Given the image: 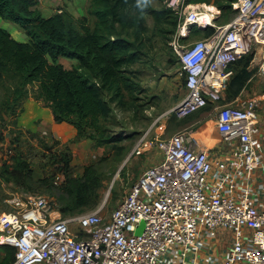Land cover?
<instances>
[{"label":"built area","instance_id":"2783aa9c","mask_svg":"<svg viewBox=\"0 0 264 264\" xmlns=\"http://www.w3.org/2000/svg\"><path fill=\"white\" fill-rule=\"evenodd\" d=\"M166 3L181 37L192 27L213 29L173 44L187 90L173 113L182 119L212 105L214 127L139 139L132 155L158 149L163 159L143 170L109 216L56 219L48 197H17L0 216V243L16 250L11 264H264L263 99L220 105L238 62L258 54L264 75V0L234 1L235 15L223 24L215 4Z\"/></svg>","mask_w":264,"mask_h":264},{"label":"trees","instance_id":"16d2710c","mask_svg":"<svg viewBox=\"0 0 264 264\" xmlns=\"http://www.w3.org/2000/svg\"><path fill=\"white\" fill-rule=\"evenodd\" d=\"M149 1L92 0L89 13L95 18L93 27L82 22L77 27L66 13L44 15L37 7V0H0V19L20 26L29 37L28 42H20L0 26V126L11 120L14 135L11 145L21 144L25 134L39 135L23 131L17 125L29 97L50 108L57 123L74 126L77 129L75 142L89 139L102 146L114 141L105 126L110 106L104 93L115 91L118 95L122 86L126 90L133 89L124 72L140 57L136 42L117 34L114 28L128 21L135 24L136 17L129 14L142 13ZM204 1L189 0L191 3ZM234 1L219 0L217 6L223 12L232 9ZM164 12L174 15L169 8ZM200 31L206 37L213 29ZM59 57L78 60V64L66 68L57 62ZM245 59L235 65H238L236 73L234 67V76L225 91L229 101L240 96L254 75V70H249L244 63ZM3 137L0 133V139ZM10 152L3 177L23 185L35 182L46 185L45 192L55 197L63 216L74 217L100 205L104 178L95 165H88L81 176H76L70 171V153L63 151L58 153L63 164L60 171L66 169V173L61 174V182L55 183L59 175L54 183L46 178L35 181L25 152L19 146ZM0 250L4 251L0 264H11L15 248L0 245Z\"/></svg>","mask_w":264,"mask_h":264},{"label":"rangeland","instance_id":"374dc122","mask_svg":"<svg viewBox=\"0 0 264 264\" xmlns=\"http://www.w3.org/2000/svg\"><path fill=\"white\" fill-rule=\"evenodd\" d=\"M218 1L192 3L217 5ZM37 2L38 9L44 14L66 13L77 27L81 22L90 27L94 25L95 18L89 13L92 0H37ZM166 9V0H150L145 11L129 14L136 17L135 24L128 21L123 26L116 24L114 28L117 34L136 42L140 57L124 72L133 89L126 90L122 86L118 95L115 91L104 93V98L110 106V115L105 126L113 142L98 146L89 139L79 142H75V138L62 141L52 134L33 132L21 127L20 117L25 116L29 111L38 110V106H43L32 97L26 100L24 113L18 118L17 125L23 131L38 133V136L25 134L21 144L11 145V138L14 136L11 133L13 131L11 120H6V124L0 126V133L4 136L0 139V216L15 208L14 201L17 197L26 199L30 195L48 197L52 211L59 212L55 197H50L45 192L46 185L37 182L23 185L22 182H14L3 177V168L14 147L19 146L25 152L34 172L35 181L46 178L54 183L57 175L66 173L65 168L60 171L63 164L58 153L63 151L70 153L72 157L70 171H74L76 176H81L88 165H95L104 178L102 201L96 208L85 210L80 215L99 211L102 215L109 216L121 204L143 170L163 159L162 152L158 149L147 151L144 155H132V150L139 139L143 137L149 140L164 139L184 129L203 131L214 127L216 111L212 105L194 113L191 117L182 119L177 118L173 113L174 107L187 94L185 78L181 76V62L173 44L179 37L181 44H189L204 38V35L197 27H192L188 35L181 37L179 17L165 13ZM234 15L233 8L223 11L219 23L229 22ZM0 26L18 41L28 38L24 30L14 23L0 20ZM260 60L258 54H252L244 60L248 69L254 70V75L240 96H259L263 99V107L259 112L262 120L264 119V75L259 70ZM60 63L69 69L73 67V63L68 60L60 59ZM237 69L238 65L235 67V73ZM33 87L30 89L32 90ZM0 97H2L1 88ZM229 102L228 94L225 92L220 105ZM215 137H218L217 133ZM85 142L88 145H85ZM60 180H56L58 184ZM53 217L70 218L60 212ZM71 228L77 230L78 226L73 223ZM3 257L4 251L0 250V261Z\"/></svg>","mask_w":264,"mask_h":264},{"label":"crops","instance_id":"0c3cea01","mask_svg":"<svg viewBox=\"0 0 264 264\" xmlns=\"http://www.w3.org/2000/svg\"><path fill=\"white\" fill-rule=\"evenodd\" d=\"M51 14H56V13H51ZM51 14H46V15L48 16ZM28 41H29V37L23 38V40L20 42H28ZM60 59L68 60L70 63H73V66L78 64V60L68 59L64 57H59L57 61L58 63H60ZM22 123L25 126L22 125ZM19 125L33 132L52 134L53 136H55V138L62 141H70L71 139L77 136V129L74 126L67 123H57L53 117V113L51 109L44 106H40V107L38 106V110L29 111L27 112V114H25V116L23 115L22 117H20ZM259 134L261 135L262 138H264V119L262 120L260 119ZM85 145H88V143L85 142Z\"/></svg>","mask_w":264,"mask_h":264},{"label":"water","instance_id":"95a60500","mask_svg":"<svg viewBox=\"0 0 264 264\" xmlns=\"http://www.w3.org/2000/svg\"><path fill=\"white\" fill-rule=\"evenodd\" d=\"M144 228H145V222L142 221L141 224H140V226L137 228L135 234H136V235H140V234H142L143 231H144Z\"/></svg>","mask_w":264,"mask_h":264}]
</instances>
